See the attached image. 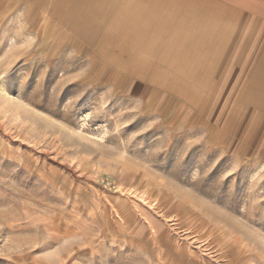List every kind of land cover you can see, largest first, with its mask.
I'll return each mask as SVG.
<instances>
[{
	"label": "rangeland",
	"instance_id": "1",
	"mask_svg": "<svg viewBox=\"0 0 264 264\" xmlns=\"http://www.w3.org/2000/svg\"><path fill=\"white\" fill-rule=\"evenodd\" d=\"M73 3L0 0V264H264L256 107Z\"/></svg>",
	"mask_w": 264,
	"mask_h": 264
},
{
	"label": "crops",
	"instance_id": "2",
	"mask_svg": "<svg viewBox=\"0 0 264 264\" xmlns=\"http://www.w3.org/2000/svg\"><path fill=\"white\" fill-rule=\"evenodd\" d=\"M30 1L40 9L49 3L60 30L63 27L58 20L62 16L68 17V11L78 7L73 5L77 0ZM81 2L86 3L85 9L100 11L93 23L98 27L97 35L101 32V26L104 28L110 19L105 18L103 11L114 10L110 33L113 34L114 30L120 35L114 41L128 42V50L122 44L117 46L120 52L118 58L137 59L134 60L137 64L131 61L127 63L133 73H138L135 68L141 67L138 64L141 53H145L143 55L146 57L183 59V64L191 66L194 83L206 81L209 88L216 83L217 89L222 88L226 92L224 101L235 96L234 104L255 106L259 135L261 122L264 123V0ZM70 36L66 39H70ZM81 39L85 40V37L81 36ZM133 51L135 54L131 53ZM152 71H148L149 74ZM201 74H208L209 81ZM218 99L217 95V104Z\"/></svg>",
	"mask_w": 264,
	"mask_h": 264
},
{
	"label": "bare ground",
	"instance_id": "3",
	"mask_svg": "<svg viewBox=\"0 0 264 264\" xmlns=\"http://www.w3.org/2000/svg\"><path fill=\"white\" fill-rule=\"evenodd\" d=\"M90 1V0H89ZM95 1V0H94ZM112 10V9H111ZM82 11V12H81ZM79 19L77 20V21H79V22H82V21H84V19H85V16H84V14L85 13H88V14H90L93 18H97V14H98V12L100 13V11H97L96 9H86V10H84V8H83V10L82 9H80L79 10ZM111 13V12H110ZM70 15V14H69ZM86 15V14H85ZM81 23H79V24H77V25H80ZM76 25V24H75ZM76 35V34H75ZM80 35H81V32H80ZM134 60H137V59H120V62H119V65H121V66H123L124 68L126 67H128L127 66V63H128V61H131L132 63L133 62H135ZM123 69V68H122ZM124 70V69H123Z\"/></svg>",
	"mask_w": 264,
	"mask_h": 264
}]
</instances>
